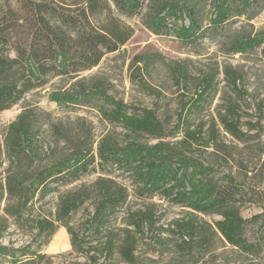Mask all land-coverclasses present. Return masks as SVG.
Returning a JSON list of instances; mask_svg holds the SVG:
<instances>
[{"label":"trees","instance_id":"trees-1","mask_svg":"<svg viewBox=\"0 0 264 264\" xmlns=\"http://www.w3.org/2000/svg\"><path fill=\"white\" fill-rule=\"evenodd\" d=\"M206 1L112 0L115 9L127 16L137 13L146 2L143 24L147 27L153 28L161 20V27L166 28L164 16L175 20L184 16L195 31L201 29L198 11ZM209 1L215 13L210 27L215 29L230 20L233 12L236 17L246 16L249 20L252 17L248 12L258 2ZM133 33V29L115 15L107 0H0V114L30 92L44 87L50 77L73 80L96 67L105 54L116 52ZM192 40L196 41L197 37ZM260 46L264 55V29L253 35H238L232 39L230 50L236 52L241 47ZM134 59L136 64L145 63L142 55ZM172 74L177 84H186L187 72L181 65L174 68ZM222 74L236 97L244 92L239 87L241 73L237 67L225 64ZM214 79V75L202 76L196 104L211 88ZM88 94L92 95H83ZM100 95L108 105L103 116L110 123L119 124L126 138L120 145L109 135L103 136L97 145L98 161L91 145L81 144L63 159L25 169L21 160L35 154L38 130L35 110L24 108L6 127L0 155L3 148L11 166L4 184H0V203L6 195L4 215L19 221L23 212L34 207L35 198L41 200L56 192L54 218L34 221V228L36 237L45 239L54 234L56 224L65 228L72 253L83 259L65 264H141L136 254L137 243L145 231L154 228L158 204L130 206L128 188L109 173L119 169L129 175L138 199L156 195L188 210L189 213L173 220L171 226L189 240L198 234L201 243H209L219 236L250 263L259 264L264 256V173L262 169L250 170L236 150L238 145L246 146L250 141H256L261 148L264 142L259 134H252L256 124L250 122L244 127L236 110L238 102L224 98L208 123L177 122L173 134H179V139L164 141V125L154 111L137 112L105 93ZM140 136L157 142L141 143ZM225 136L231 142H225L222 139ZM200 141H204L201 146L210 149L209 159L205 161L191 152ZM219 167L221 175H217ZM97 169L108 174L99 175L89 185L80 184L75 190L59 193V186L78 181ZM87 202L91 203V212L76 228L70 226L71 215ZM244 206L256 207L259 212L244 219L241 215ZM196 214L215 216L218 220L197 227ZM6 219L0 217V259L8 260V264H42L45 255L38 251L27 247L15 249L1 243L7 228ZM247 228H256L250 237Z\"/></svg>","mask_w":264,"mask_h":264},{"label":"rangeland","instance_id":"rangeland-1","mask_svg":"<svg viewBox=\"0 0 264 264\" xmlns=\"http://www.w3.org/2000/svg\"><path fill=\"white\" fill-rule=\"evenodd\" d=\"M107 1L115 15L133 29L130 40L116 52L105 54L96 67L82 72L73 80L67 77H50L44 87L30 92L18 104L0 114L2 147L4 130L15 121L22 110L29 107L36 112L34 120L38 130L34 140L35 154L31 158L21 160L23 168L42 167L63 159L81 144L91 145L92 154L97 160V145L106 135L122 145L126 138L125 131L119 124L110 123L102 114L108 108L104 100L99 98L103 93L121 101L134 111H154L164 125V141L179 139V134H173L179 121L183 123L188 120L193 125L210 122L222 100L230 98L238 102L239 108L236 110L244 127L250 122L256 124L252 134H259L261 142H264L262 46L253 49L241 47L236 52L230 50L232 39L238 35H253L264 29V0H257V6L254 5L250 9L248 15L252 18L249 20L246 16L236 17L233 12V17L216 29L210 27V20L215 13L212 4L207 0L199 6V31L190 27L188 19L184 16L181 20L164 16L166 28L161 27V20L153 28L147 27L143 24L146 20V2L137 13L127 16L115 9L112 0ZM93 21H97V18H93ZM194 36L197 37L196 41L192 40ZM140 55L145 63L136 64L134 58ZM225 64L237 67L241 73L239 87L244 92L237 97L231 92L222 74ZM178 65L186 69L188 79L185 85L177 84L173 77L172 72ZM205 74L214 75L215 79L202 100L196 104V97L201 89L200 79ZM86 93L92 95L85 97L83 94ZM94 94H97V97ZM222 139L231 142L228 136ZM138 141L148 144L157 142L148 136H140ZM203 142L200 141L199 145L192 147L191 152L205 161L209 159L210 149L201 146ZM1 150L0 184H4L11 160L7 158L4 149ZM263 151L264 146L259 148L256 141H250L246 146L238 145L236 154L250 170L262 169L264 173ZM115 170L109 173L117 182L128 188L130 206L137 208L152 202L158 204V219L154 228L145 231L137 243L136 254L141 264H253L219 236L213 237L209 243H201L198 234L189 240L188 236L171 226L173 220L189 213L187 209L184 210L156 195H144L138 199L129 175L119 169ZM221 171L222 168L217 175H221ZM104 174L108 173H101L97 169L78 181L59 186V193L75 190L80 184L89 185L99 175ZM5 197L6 195L0 203V217L7 218V228L1 240L3 245L15 249L27 247L30 251H38L45 255L42 264L83 261L82 257L72 253L69 236L59 224H56L54 234L48 239L36 237L34 221L54 218L58 193L53 192L41 200L35 198L34 207L23 212L19 221L4 215ZM91 210V203H85L71 215L69 225L76 228ZM257 212L259 210L253 206L241 208L244 219H249ZM196 215L197 227H202L205 222L212 224L218 220L215 216ZM255 229L247 228V235H253ZM198 232H201V228H198ZM6 261L8 260L0 259V263L8 264ZM259 264H264V256L259 260Z\"/></svg>","mask_w":264,"mask_h":264}]
</instances>
